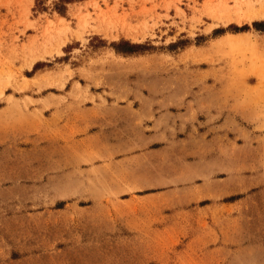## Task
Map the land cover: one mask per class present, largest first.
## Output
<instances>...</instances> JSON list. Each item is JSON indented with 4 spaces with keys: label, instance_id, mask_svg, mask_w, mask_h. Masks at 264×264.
I'll return each instance as SVG.
<instances>
[{
    "label": "rangeland",
    "instance_id": "374dc122",
    "mask_svg": "<svg viewBox=\"0 0 264 264\" xmlns=\"http://www.w3.org/2000/svg\"><path fill=\"white\" fill-rule=\"evenodd\" d=\"M0 264H264V0H0Z\"/></svg>",
    "mask_w": 264,
    "mask_h": 264
},
{
    "label": "trees",
    "instance_id": "16d2710c",
    "mask_svg": "<svg viewBox=\"0 0 264 264\" xmlns=\"http://www.w3.org/2000/svg\"><path fill=\"white\" fill-rule=\"evenodd\" d=\"M62 9H63V7L60 5V7H58L57 8V10L60 12V11H62ZM259 23H253V25L254 26H257ZM128 47L130 46V45H127ZM129 48H132V47H129Z\"/></svg>",
    "mask_w": 264,
    "mask_h": 264
},
{
    "label": "bare ground",
    "instance_id": "6f19581e",
    "mask_svg": "<svg viewBox=\"0 0 264 264\" xmlns=\"http://www.w3.org/2000/svg\"><path fill=\"white\" fill-rule=\"evenodd\" d=\"M259 15V14H258ZM262 15V14H261ZM260 16V15H259ZM257 17V16H256ZM62 21V20H61ZM218 31V30H217Z\"/></svg>",
    "mask_w": 264,
    "mask_h": 264
}]
</instances>
